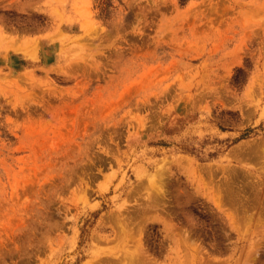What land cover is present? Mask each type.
I'll return each instance as SVG.
<instances>
[{
  "label": "rangeland",
  "instance_id": "1",
  "mask_svg": "<svg viewBox=\"0 0 264 264\" xmlns=\"http://www.w3.org/2000/svg\"><path fill=\"white\" fill-rule=\"evenodd\" d=\"M264 264V0H0V264Z\"/></svg>",
  "mask_w": 264,
  "mask_h": 264
},
{
  "label": "bare ground",
  "instance_id": "2",
  "mask_svg": "<svg viewBox=\"0 0 264 264\" xmlns=\"http://www.w3.org/2000/svg\"><path fill=\"white\" fill-rule=\"evenodd\" d=\"M143 250L141 246H136L134 250L129 251L126 256L129 258L130 262L128 264H146V260L142 258Z\"/></svg>",
  "mask_w": 264,
  "mask_h": 264
}]
</instances>
